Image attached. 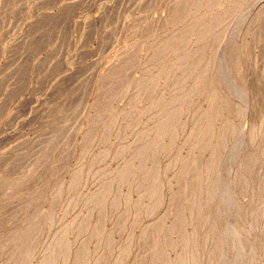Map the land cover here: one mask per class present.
Wrapping results in <instances>:
<instances>
[{
  "label": "rangeland",
  "instance_id": "rangeland-1",
  "mask_svg": "<svg viewBox=\"0 0 264 264\" xmlns=\"http://www.w3.org/2000/svg\"><path fill=\"white\" fill-rule=\"evenodd\" d=\"M263 192L264 0H0V264H264Z\"/></svg>",
  "mask_w": 264,
  "mask_h": 264
},
{
  "label": "bare ground",
  "instance_id": "bare-ground-1",
  "mask_svg": "<svg viewBox=\"0 0 264 264\" xmlns=\"http://www.w3.org/2000/svg\"><path fill=\"white\" fill-rule=\"evenodd\" d=\"M210 9H211V8H210ZM209 13H210V12H209ZM212 20H213V19H212ZM234 33H235V32H234ZM238 33H239V31H238ZM235 34H236V33H235ZM214 35H215V34H214ZM236 35H237V34H236ZM232 36H233V35H232ZM214 37H215V36H214ZM223 37H224V36H223ZM235 37H238V36H234V38H235ZM211 38H212V24H211L209 21H207L206 24H205V26H204V33H203V41H204V45H203V46H205V48H206V46H208V45L210 44L211 41L214 40L213 38H212L213 40H211ZM219 38H220V37H219ZM227 38L229 39V36H228ZM216 39H217V37H216ZM231 39H233V37H232ZM224 40H226V36H225V39H224ZM220 41H222V38H221V40H219V43H220ZM214 42H216L217 45L219 44V43H217V41H215V40H214ZM214 42H213V43H214ZM224 42H225V41H224ZM233 43H234V42H231V43H230L231 46L234 45ZM223 44H224V43H223ZM226 44H229V43L227 42ZM211 45H212V44H211ZM203 46H202V47H203ZM209 46H210V45H209ZM228 46H229V45H228ZM211 47H212V46H211ZM211 47H210V48H211ZM218 47H219V46H218ZM233 47H235V45H234ZM233 47H231L232 49H230V50L233 51ZM210 48H209V49H210ZM213 48H217V47H214V45H213ZM220 48H221V47H220ZM235 48H237V47H235ZM226 49H228V48H226ZM215 50H216V49H215ZM221 50H222V48L220 49L219 52H221ZM236 50H237V49H236ZM203 51H204V50H203ZM213 51H214V50H213ZM223 51H224V50H223ZM223 51H222V53H223ZM226 51L228 52V50H226ZM207 52H211V51L209 50V51H207ZM214 52H215V51H214ZM214 52H211V53H213V55H214ZM222 53H220V54H222ZM234 53H235V52H234ZM234 53L231 54V55H232L231 57H233V54H234ZM220 54H219V53L217 54V57H218V58H219L218 55H220ZM224 54H225V53H224ZM229 54H230V52H229ZM210 55H211V54H210ZM222 55H223V54H222ZM222 55H220V56L222 57ZM211 56H212V55H211ZM234 56H235V55H234ZM212 57H213V56H212ZM212 57H211V58H212ZM231 57H230V58H231ZM218 58H217V60H218ZM222 58L224 59V57H222ZM222 58H221V60H222ZM228 58H229V56H228ZM212 59H214V57H213ZM232 59H234V58H232ZM193 60H194V59H193ZM229 60H230V59H229ZM223 61H225V60H223ZM230 61H232V60H230ZM233 61H234V60H233ZM217 62H218V61H217ZM217 62H216V63H217ZM225 62H226V61H225ZM191 63H192V62H191ZM191 63H190V65H191ZM208 63H209V62H207V65H208ZM212 63H213V61H212ZM216 63H215V64H216ZM218 63H219V65H221L220 63H222V61H221V62H218ZM223 63H224V62H223ZM223 63H222V64H223ZM226 63H227V62H226ZM231 64H232V63H231ZM207 65L204 66V69H203V75H204V78H205V77L207 78V85H206V88H208V87L212 88L211 85H210L209 79H208V78H209V75H208V74L211 75V77L213 78V80H214L215 82H216V80H218V78L223 79V78H222L223 75L220 74V73H218V72H220V71H218V70L220 69V70L222 71V69H225V68H226L225 66H227V65L224 64V65H225L224 68H222V67L220 68V67H219L218 70L216 69V70H217L216 72H217L218 74H220V75H218V76H217V75L215 76V77H218V78H215L214 76H212V75H214L215 73L211 74V73H210L211 70L209 69V65H208V67H207ZM229 65H230V63H229ZM213 66H214V65H213ZM213 66H210V67L213 68ZM222 66H223V65H222ZM195 67H196V66H195ZM195 67H194V65H193V69H195ZM217 67H218V66H215L214 68H217ZM230 67H231V66H230ZM230 67H229V69H230ZM227 68H228V67H227ZM229 69H226V70H228V72H229ZM195 70H196V69H195ZM214 70H215V69H213V71H214ZM213 71H212V72H213ZM224 72H225V70H224ZM226 73H227V72H226ZM229 73H230V72H229ZM189 74H190V73H189ZM192 75H193V74H192ZM221 75H222V77H219V76H221ZM224 75H225V74H224ZM214 78H215V79H214ZM221 79H220V80H221ZM192 81H193V80H192ZM202 81H203V80H202ZM197 82H198V81H197ZM217 82H219V81H217ZM194 84H196V83H194ZM203 84H204V85H203V88H204V86H205V80L203 81ZM219 84H220V82H219ZM219 84L217 83L218 86H220ZM196 85H198V83H197ZM194 87H195V86H194ZM196 87H197V86H196ZM191 89H192V88H191ZM191 89H190V90H191ZM240 89H241V88H240ZM196 90H197V88H196ZM242 90H243V88H242ZM191 91H192V90H191ZM211 91H212V89H209V90L205 91V94H204V96H205V103L208 105V112H209V113L207 112V115H206L205 121H206L207 124H210V125L212 126L211 123H213V120L215 121V120L217 119L215 122H217V121L219 120L220 126H219L218 123H217V125L219 126V130L217 129L218 126L215 125L217 128H215L214 133H216L217 130H218V131H217V133L215 134L214 137H218V139H219L218 141H221V143H223V142H225L227 136H228L230 133H232L231 128L229 127V125H230V124H229V116H228V118H227V116H226L225 113H227V112H229L230 110H232V108H231V103H233V100H232V98H230V97H228V96H225V94H221V93H220V96H221L222 98H221V97H217L216 95H213V94L211 93ZM229 92H230V91H229ZM235 92H236V91H235ZM235 92L233 93V95H234V94L236 95ZM238 92H239V90H238ZM192 93H193V92H192ZM192 93H191V94H192ZM230 93H231V92H230ZM240 93H241V90H240V92H239V96H240ZM235 95H234V96H235ZM242 95H243L244 98H245V94L243 93ZM231 96H232V94H231ZM243 96H242V97H243ZM240 97H241V96H240ZM240 97H239V98H240ZM242 97H241V98H242ZM234 98H235L234 100H237V99H236L237 96H235ZM244 98H243V99H244ZM238 101H239V99H238ZM241 101H243V100H241ZM215 103H217V104H215ZM196 110H197V109H196ZM196 110H195V111H196ZM197 112H198V111H197ZM208 114H209V115H208ZM192 115H193V114H192ZM194 115H195V114H194ZM212 116H213V117H212ZM214 116H215V117H214ZM204 117H205V116H204ZM204 117H203V118H204ZM193 120H194V119H193ZM197 121H199V120H197ZM190 122H192V121H190ZM194 122H195V121H194ZM196 123H197V122H196ZM196 123H195V125H196ZM201 123H203V122H201ZM207 124H205V125H207ZM195 125H194V127H195ZM202 125H203V124H202ZM192 126H193V124H192ZM207 126H209V125H207ZM211 126H210V127H206V128H207V129H208V128H211ZM194 127H191V128L193 129ZM196 127H197V126H196ZM203 127H205V126H203ZM199 128H202V126H200ZM212 128H213V127H212ZM167 129H168V128H167ZM216 129H217V130H216ZM247 129H248V128H247ZM202 130H203V128H202ZM190 131H191V130H190ZM194 131H195V130H194ZM196 131H197V133H198V131H200V129H199V130L196 129ZM196 131H195V133H193L194 135L196 134ZM203 131H204V130H203ZM247 131H248V134L246 135V137H245V135H243L244 133L246 134V131H244V130H243V133L241 132V136L243 137V139H246V140H245L246 142L249 141V143H252V141H253V140H252V132L250 131V133H249V130H247ZM208 133H210V131H207V134H208ZM211 133H212V131H211ZM190 134H191V133H190ZM199 134H200V133H199ZM205 134H206V133H205ZM205 134H204V135H205ZM207 134H206V135H207ZM212 135H213V133H212ZM216 135H217V136H216ZM250 135H251V136H250ZM190 136L192 137L193 135H190ZM196 136H197V134H196ZM198 136H201V135H198ZM216 140H217V139H216ZM245 141H241V142H245ZM250 141H251V142H250ZM221 143H219V144H221ZM246 145H247V144H246ZM246 145L243 144V145H240V146H244V147H245ZM240 146H239V147H240ZM216 147L218 148V146H216ZM244 147H243V148H244ZM217 148H216V151H217ZM243 148H242V149H243ZM247 148H248V147H247ZM244 149H246V148H244ZM248 149H249V148H248ZM239 152H241V151H239ZM243 152H245V151H243ZM243 152H242V154H243ZM246 152H247V151H246ZM214 153H216V152H214ZM214 153H213L212 158L214 157ZM217 153H219V150L217 151ZM237 153H238V152H237ZM245 154L247 155V153H245ZM245 154H244V155H245ZM237 155H238V154H237ZM240 155H241V154H240ZM216 156H217V154H216ZM219 156H220V154H219L216 158H214V159H217V160H218V157H219ZM221 156H222V155H221ZM241 156H242V155H241ZM234 157H236V155H234ZM219 158H220V157H219ZM221 158H222V157H221ZM221 158H220V159H221ZM237 158H238V157H237ZM241 158H243V157H241ZM223 159H224V158H223ZM233 159H234V158H233ZM235 159H236V158H235ZM243 159H244V158H243ZM221 160H222V159H221ZM241 160H242V159H241ZM215 161H216V160H215ZM227 161H228V160H227ZM224 162H225L224 164H222L223 162H221V164H222L223 166L227 163L226 161H224ZM233 162H234V161H233ZM233 162H232V163H233ZM234 163H235V162H234ZM207 164H208V163H207ZM209 164H210V163H209ZM214 164H215V163H214ZM214 164H213V165H214ZM228 164H229V163H227L225 166L227 167ZM210 165H212V164H210ZM232 165H233V164H232ZM207 166H208V165H207ZM214 166H215V165H214ZM223 166H222V167H223ZM225 166H224V168H225V170H226V167H225ZM229 166H231V163H230ZM229 166H228V167H229ZM209 167H210V166H209ZM209 167H208V168H209ZM228 167H227V168H228ZM233 167H234V166H233ZM233 167L231 166L230 168L232 169ZM211 168L214 169L213 166H211ZM211 168H209L210 171L212 170ZM215 168H217V167H215ZM217 169H218V168H217ZM220 169H222L221 172H223V173L226 174V172L223 171V170H224L223 168H220V167H219V170H220ZM231 169H229V170H231ZM219 170H217V171H219ZM219 172H220V171H219ZM209 173H210V172H209ZM209 173H208V175H211L212 171H211L210 174H209ZM217 173H218V172H217ZM230 173H231V172H229V175H230ZM227 174H228V171H227ZM227 174H226V176H227ZM233 174L235 175L234 172H233ZM233 174H232V177H233ZM208 175H207V176H208ZM229 175H228V177H230ZM212 176H213V174H212ZM217 176H218V174H217ZM221 176H222V175H221ZM254 176H256V174H255ZM259 176H260V173H259L258 177H259ZM232 177H231V178H232ZM235 177H236V179H239V174L236 173ZM260 177H261V176H260ZM224 178H226V177H224ZM229 179H230V178H229ZM236 179H235V180H236ZM260 179H261V178H260ZM217 180H218V178H217ZM219 180H220V179H219ZM221 180H222V182H224V183H225V181H226V179H225V181H223V180H224L223 178H222ZM221 180H220V181H221ZM231 180H232V179H231ZM233 180H234V177H233ZM227 181H228V180H227ZM227 181H226V182H227ZM231 182H232V181H231ZM233 182H234V181H233ZM235 182H236V181H235ZM224 183H221V184H224ZM237 183H238V181H237ZM216 184H217V185H220V183H219V184L216 183ZM225 184H226V183H225ZM225 184H224V185H225ZM232 184H233V183H231V185H232ZM217 185H216V186H217ZM229 185H230V184H229ZM237 185H238V184H237ZM237 185H236V186H237ZM233 186H234V185H233ZM218 187H219V186H218ZM218 187H217V188H218ZM226 187H228V185H226L225 188H226ZM229 187H231V186H229ZM215 188H216V187H215ZM223 188H224V187H223ZM223 188H222V189H223ZM218 189L220 190V187H219ZM229 189H230V188H229ZM223 190H224V191L220 193V194L224 193V194L221 196V197L224 198V199L222 198L223 200H221V197L218 198V195H219V194H218V195L216 194V195H217V198H218L217 201L219 200V201H218L219 211H223V209H225V207L227 208L228 205L230 206V205L233 203V202L231 201V198L233 199V197L235 196V195H232L233 192H231V193H232L231 195H230V193L227 195L228 190H227V189H223ZM226 190H227V191H226ZM217 191H218V190H217ZM225 191H226V192H225ZM230 191H231V190H230ZM230 191H229V192H230ZM215 193H216V192L214 191V194H215ZM217 193H218V192H217ZM225 193H226V195H225ZM235 194H236V193H235ZM263 194H264V192H263ZM229 195H230V196H229ZM219 196H220V195H219ZM231 196H232V197H231ZM215 197H216V196H215ZM234 198H236V197H234ZM262 198H263V197H262ZM263 200H264V199H263ZM220 201H221V202H220ZM234 201H235V199H234ZM237 201H238V200H237ZM229 202H231V203H229ZM234 205H235V203H234ZM237 206H238V204H237ZM230 207H231V206H230ZM232 207H233V204H232ZM234 207H235V206H234ZM234 207H233V208H234ZM247 208H248V207H247ZM227 209H229V208H227ZM235 209H237V208H235ZM239 209H240V208H239ZM244 209H246V208H244ZM231 210H232V211H231L230 214H232V212H233V209H232V208H231ZM224 211L226 212V210H224ZM234 211H235V210H234ZM239 211H240V210H239ZM242 211H243V209H242ZM242 211H241V212H242ZM243 212H246V210L243 211ZM243 212H242V213H243ZM222 213H223V212H222ZM235 213H236V212H235ZM235 213L233 212V215H231V217L233 216L234 219L236 218V214H235ZM237 213H238V212H237ZM242 213H241V214H242ZM220 214H221V213H220ZM224 214H225V213H224ZM224 214H221V215H222V218H223V215H224ZM234 214H235V217H234ZM243 214H244V213H243ZM245 214H246V213H245ZM245 214H244V218H245ZM225 215H226V214H225ZM237 216H239V215H237ZM246 216H247V215H246ZM248 216H249V214H248ZM248 216H247V217H248ZM240 217H241V216H240ZM225 218H226V216H225ZM242 218H243V216H242ZM247 219H250V218H247ZM225 220H226V219H225ZM229 220H230V219H229ZM241 220H242V219H241ZM241 220H240V222H241ZM243 220H244V219H243ZM234 221H235V220H234ZM247 221H248V220H247ZM247 221L244 220L245 225H246V222H247ZM249 221H250V220H249ZM230 222H233V221H230ZM247 223H250V222H247ZM226 224H227V223H226ZM231 224L233 225V223H231ZM235 224H236V222H235ZM242 224H243V223H242ZM230 226H231V225H229V227H230ZM234 226H235V225H234ZM236 227H237V225H236ZM247 227H248V228L251 227V223L248 224ZM225 229H226V228H225ZM232 229H234L233 226H232L231 230H232ZM240 229L242 230L243 228H240ZM223 230H224V229H223ZM226 230H230V228H229V229L227 228ZM243 230H244V229H243ZM243 230L241 231V233H243ZM251 230H252V229H251ZM233 231H234V230H233ZM237 231L239 232V230H237ZM237 231H236V234H238ZM245 231H246V230H245ZM248 231H249V229H248ZM248 231H247V232H248ZM221 232H222V231H221ZM224 232L226 233L227 231L224 230ZM224 232H223V233H224ZM228 232H229V231H228ZM247 232H244L245 235L248 234ZM251 233H252V232H251ZM254 233H255V232H254ZM236 234H235V235H236ZM223 235H224V234H223ZM223 235H222V236H223ZM228 235H229V239H230V237H231V236H230L231 233H229ZM232 235L234 236V233H232ZM243 235H244V234H243ZM248 235H250V234H248ZM248 235H247V236H248ZM224 236H227V234L224 235ZM224 236H223L222 239H224ZM237 236L239 237L240 235H237ZM247 236H246V238L249 237V236H248V237H247ZM252 236H253V234H252ZM234 237H235L234 239H236V236H234ZM238 237H237V238H238ZM240 237H241V236H240ZM243 237H244V236H243ZM220 238H221V237H220ZM222 239H221V240H222ZM226 239H227V237H226ZM226 239H224V241H225ZM239 239H241V238H239ZM243 239H244V238H243ZM248 239H249V241H250V239H252V238H248ZM255 239H256V238H255ZM255 239H253V241H254ZM231 240L233 241V239H230V241H231ZM245 240L248 242L247 239H245ZM245 240H243V241H245ZM224 241H223V242H224ZM230 241L228 240V242H229L230 244H232V245H233V244H234V245H237V243H233V242H230ZM228 242H227V244H228V246H229V243H228ZM234 242H235V240H234ZM236 242H237V240H236ZM239 242H240V241H239ZM250 242H251V241H250ZM254 242H255L254 246H251V244L249 245V243H248V245L250 246L251 249L255 247V249H257V251H258L259 248H256V246H257V245H256V241H254ZM257 242H258V241H257ZM243 243H244V242H243ZM251 243H252V242H251ZM238 245H239V244H238ZM244 245L246 246V244H244ZM248 245L246 246V247H247L246 249H250V248H248ZM225 246H226V245H225ZM229 247H230V246H229ZM234 247H235V246H234ZM257 247H258V246H257ZM226 248H227V247H226ZM232 248H233V247H232ZM235 248H236V247H235ZM235 248H233V251H234ZM54 249H55V248H54ZM229 249H231V248H229ZM237 249H239V251H238L239 253L237 254V256H238L239 254H240V255L242 254L243 256L246 255V251H247V250L245 249V247L243 246V244H242V245H239V246L237 247ZM237 249H235V250H237ZM226 250H227L226 252H229V251H228V248H227ZM252 250H253V249H252ZM252 250H250V252H251ZM226 252H225L224 256H225L227 259H229L228 256L226 255ZM252 252H253V251H252ZM233 253H237V252L234 251ZM233 253H232V251H231L230 255L233 254ZM248 253H249V250H248ZM248 253H247V255H248V257H249V255H250L251 253H250V254H248ZM234 255H235V254H234ZM251 256H252V254H251ZM253 256H254V254H253ZM253 256H252V257H253ZM258 256H259V254H258ZM261 256H262V253H261ZM93 257H94V256H93ZM225 257H224V258H225ZM229 257H231V256H229ZM233 257L235 258V256L232 255V259H233ZM244 257H245V256H244ZM244 257L240 256V257H238L237 259L239 260L240 258H244ZM259 257H260V256H259ZM226 258H225V260L227 261ZM255 258H256V257H255ZM255 258L253 257V259L251 260V262L253 261L254 263H255V262L259 263L258 260H257V258H256V259H255ZM262 258H263V256H262ZM232 259H231V260H232ZM249 259H250V258H249ZM254 259H255V261H254ZM258 259H259V258H258ZM225 260H224V261H225ZM229 260H230V259H229ZM241 260H242V259H241ZM244 260H245V259H244ZM256 260H257V261H256ZM263 260H264V259H263ZM234 261H235V260H233V262H234ZM239 261H240V260H239ZM239 261H236V262H239ZM228 262H229V261H227V263H226V262H225V263L228 264ZM230 262H231V261H230ZM233 262H232V264H233ZM240 262H241V261H240ZM240 262H239V264H240ZM242 262H243V261H242ZM263 262H264V261H263ZM246 263H247V262H246ZM257 263H256V264H257ZM222 264H223V263H222ZM229 264H230V263H229ZM235 264H237V263H235ZM244 264H245V263H244ZM251 264H252V263H251Z\"/></svg>",
  "mask_w": 264,
  "mask_h": 264
}]
</instances>
